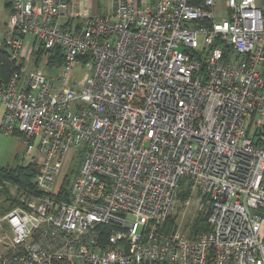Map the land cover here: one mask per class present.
I'll list each match as a JSON object with an SVG mask.
<instances>
[{"label": "built area", "instance_id": "2783aa9c", "mask_svg": "<svg viewBox=\"0 0 264 264\" xmlns=\"http://www.w3.org/2000/svg\"><path fill=\"white\" fill-rule=\"evenodd\" d=\"M218 2L10 1L0 128L40 159V193L5 183L0 264H264V0ZM181 191L210 230L177 221Z\"/></svg>", "mask_w": 264, "mask_h": 264}, {"label": "rangeland", "instance_id": "374dc122", "mask_svg": "<svg viewBox=\"0 0 264 264\" xmlns=\"http://www.w3.org/2000/svg\"><path fill=\"white\" fill-rule=\"evenodd\" d=\"M7 2H10V0H0V36L4 35L5 25H6L5 23L9 18L10 4H7ZM217 6L220 10L226 12L224 0H219ZM107 10L109 12V13L107 12L108 14H112V8L110 10V7L109 8L107 7ZM31 44H32V36H28L26 38L25 45H30L31 47ZM30 54H31V50L29 51L28 55ZM31 63L32 62L29 61V64ZM29 68L34 69L35 66L31 64ZM58 72H59L58 69L54 70L55 74ZM73 73H78L79 75L83 74V68H80V64H75L71 74ZM4 110L5 107L3 105H0V127H1ZM26 150L27 147L24 143V140L19 134H6L0 128V165L14 166L17 164H26L29 161L36 162L38 164L40 162V159L38 157L29 156ZM80 150L81 149H77L73 154L70 155L67 162L62 168L60 176L64 171H66L67 176L70 178V180L72 181L74 180V178L76 177L78 171L82 166L83 154L80 153ZM183 201H184L183 199L179 200L176 207L177 213L176 212L175 213L179 214L177 221L179 223H182L185 229H191L193 223L196 222L197 217L198 218L204 217L203 216L204 211L200 210L197 197H194L193 203L188 207H184ZM10 210H12V208L8 207V203L4 201V197H3L2 200L0 201L1 215L6 214ZM190 221H192V223L186 226ZM7 230L8 229L6 225L0 222V237L2 238L4 236L8 237L9 233ZM3 241L5 242L6 239L3 238Z\"/></svg>", "mask_w": 264, "mask_h": 264}, {"label": "trees", "instance_id": "16d2710c", "mask_svg": "<svg viewBox=\"0 0 264 264\" xmlns=\"http://www.w3.org/2000/svg\"><path fill=\"white\" fill-rule=\"evenodd\" d=\"M155 0H153V3ZM70 24V23H69ZM67 23V25H69ZM52 56L50 57V61L53 62V65L60 66L63 62L62 53L60 52V48H54L51 50ZM4 63L2 64L1 70L5 76H9V74L13 71L12 68L14 64L11 63L8 59L4 58ZM39 165L36 162L29 161L26 164H17L14 166H2L0 165V201L4 197V201L8 203V207L13 208L14 204L9 203L10 201H15V198L11 195V189L5 183L13 184L19 187L20 190H23L27 193L39 194L36 187V177L39 173ZM70 178L68 176L65 177L62 192L66 195V191L70 187L71 184ZM189 196V191H181L180 199L185 200ZM6 198V199H5ZM198 218V217H197ZM196 218V222L193 223L191 229L195 233L208 231L211 229L210 224L207 222L206 217ZM176 215L171 217L168 221V225L171 227L176 223ZM193 221V220H192ZM190 221L186 226L192 223ZM153 264H165V263H153Z\"/></svg>", "mask_w": 264, "mask_h": 264}, {"label": "crops", "instance_id": "0c3cea01", "mask_svg": "<svg viewBox=\"0 0 264 264\" xmlns=\"http://www.w3.org/2000/svg\"><path fill=\"white\" fill-rule=\"evenodd\" d=\"M11 1V0H10ZM149 2H153V0H147ZM259 2L263 0H258ZM7 4H10V2H7ZM87 6L91 8V12L94 15H106L108 12L107 7H110L111 10V3L110 0H77V8ZM10 13V10H9ZM109 13V12H108ZM107 13V14H108ZM66 21H69L68 24L71 29H79L81 27V18L75 17V18H67L65 17ZM7 22V21H6ZM6 24V23H5ZM21 137L22 135L19 134ZM23 138V137H22Z\"/></svg>", "mask_w": 264, "mask_h": 264}, {"label": "water", "instance_id": "95a60500", "mask_svg": "<svg viewBox=\"0 0 264 264\" xmlns=\"http://www.w3.org/2000/svg\"><path fill=\"white\" fill-rule=\"evenodd\" d=\"M145 264H150V262L147 260Z\"/></svg>", "mask_w": 264, "mask_h": 264}]
</instances>
